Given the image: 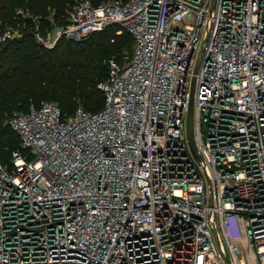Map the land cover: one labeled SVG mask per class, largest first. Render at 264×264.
Wrapping results in <instances>:
<instances>
[{
	"label": "built area",
	"instance_id": "1",
	"mask_svg": "<svg viewBox=\"0 0 264 264\" xmlns=\"http://www.w3.org/2000/svg\"><path fill=\"white\" fill-rule=\"evenodd\" d=\"M15 14L44 49L113 27L132 49L107 61L99 110L8 113L19 143L0 164V264H264V0ZM19 36L6 27L0 44Z\"/></svg>",
	"mask_w": 264,
	"mask_h": 264
},
{
	"label": "trees",
	"instance_id": "2",
	"mask_svg": "<svg viewBox=\"0 0 264 264\" xmlns=\"http://www.w3.org/2000/svg\"><path fill=\"white\" fill-rule=\"evenodd\" d=\"M72 1L0 0V20L7 23L6 21H11L13 17L16 21L30 24L32 27L30 21L24 22L15 14L19 7L24 11L28 10L31 15L43 17L49 7L58 16ZM25 2H27L25 9L24 6H18ZM90 2L96 4L101 1ZM6 27L12 28L5 25L0 34ZM112 30L115 33L116 27L94 33L80 42L59 40L52 49H44L35 43L28 26V29L18 32L20 34L18 38L9 40L6 42L8 44L0 45V160L2 162L10 156V151L18 149L19 141L17 135L8 126L1 128V120L3 116L5 120L12 110L25 109L28 99L32 98L31 103L37 104L43 98H51L63 106L72 104L74 99L78 98L82 105H86L90 98L100 94L102 103L98 108L83 109L95 112L103 106V94L96 87L97 83L106 77V66L101 65L103 60H107L106 57L109 55L120 60L124 53H130L131 50L118 53L123 44L128 48L131 44L132 49L130 35L122 32V36H112L108 34ZM101 70H104V73ZM57 106L63 114L74 111L65 112L59 105ZM5 147L10 150L5 152Z\"/></svg>",
	"mask_w": 264,
	"mask_h": 264
},
{
	"label": "rangeland",
	"instance_id": "3",
	"mask_svg": "<svg viewBox=\"0 0 264 264\" xmlns=\"http://www.w3.org/2000/svg\"><path fill=\"white\" fill-rule=\"evenodd\" d=\"M87 1H89V0H87ZM90 1H94V0H90ZM89 1V2H90ZM96 1H105V0H96ZM25 4V5H24ZM26 4H27V2H25V3H23V5H18V6H24V9H25V6H26ZM65 5H66V3H65ZM20 8V7H19ZM20 9H22L23 10V8H20ZM53 9L52 8H47L45 11H46V13L44 14L45 16L50 12V11H52ZM25 11H27L28 13H29V11L28 10H25ZM30 14V13H29ZM31 15V14H30ZM32 16L33 17H40V18H42L43 16H35V15H33L32 14ZM12 20L11 21H6L7 23H4V20H0V31L2 30V28L3 27H5V25H7V26H9V27H12L14 30H16V31H18L19 33H21V32H23L24 30H26V29H28V26H29V29H30V31H32V27H30V24H27V23H22V22H20V21H16V19L15 18H11ZM12 21H13V23H12ZM31 23V22H30ZM31 26H32V24H31ZM41 27H42V33L43 34H45L46 33V30H47V25H46V23H42L41 24ZM3 32V31H2ZM108 34H112V36H122L123 34L121 33V34H118V35H116L115 33H114V30H112V31H110V32H108ZM1 35V34H0ZM114 38V37H113ZM119 39H121L120 37H119ZM118 39V40H119ZM12 41V40H11ZM36 43V42H35ZM5 45V43H2V44H0V45ZM6 44H8V43H6ZM38 45V44H37ZM41 47V46H40ZM43 48V47H42ZM131 50V44H130V46H129V48L128 47H126L124 44L122 45V47H121V50L118 52V53H120V52H122V53H124V52H126V51H130ZM107 58V60H103V63L101 64L103 67H105L106 66V64H107V61L109 60V59H111V58H113L112 57V55H109L108 57H106ZM121 59V58H120ZM102 72L104 71V70H101ZM104 73V72H103ZM32 99V98H31ZM31 99H28L27 100V102L26 103H28V105L25 107V109L30 105V102L32 101ZM41 101H48V102H52V103H55V104H57V105H59L62 109H64L65 110V112H70V111H72V110H74L75 108H78V107H80V108H84V109H86V110H93V109H96V108H98L100 105H101V103H102V100H101V96H100V94L98 95H96L95 97H92V98H90V100H88V102H86V105H82L80 102H79V99L77 98V99H74V101H73V103L72 104H67V105H63V106H61L60 104H59V102H57V101H55L54 99H51V98H43ZM25 109H21V110H25ZM18 110H20V109H18ZM6 120V119H5ZM5 120H4V116H3V119L1 120V128H6V122H5ZM4 150H5V152H8L10 149L9 148H4ZM10 152H12V151H10ZM10 156L7 158V160L4 162H2L1 160H0V164H8V163H10V159H11V153L9 154ZM6 158V157H5Z\"/></svg>",
	"mask_w": 264,
	"mask_h": 264
},
{
	"label": "water",
	"instance_id": "4",
	"mask_svg": "<svg viewBox=\"0 0 264 264\" xmlns=\"http://www.w3.org/2000/svg\"><path fill=\"white\" fill-rule=\"evenodd\" d=\"M192 101H193V79L191 81V87H190V95H189V105H188V112H187V121H186V134H187V140L189 144V148L191 152L193 153L194 157L198 158V153L196 152L194 141H193V133H192ZM212 232L215 238V242L217 244V247L219 251L223 252V247L220 243L217 231L215 229L214 223H211Z\"/></svg>",
	"mask_w": 264,
	"mask_h": 264
}]
</instances>
